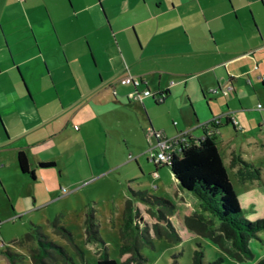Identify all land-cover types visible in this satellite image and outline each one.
<instances>
[{"label": "crops", "instance_id": "crops-1", "mask_svg": "<svg viewBox=\"0 0 264 264\" xmlns=\"http://www.w3.org/2000/svg\"><path fill=\"white\" fill-rule=\"evenodd\" d=\"M257 60L264 63V0H0V127L15 144L16 164L23 152L34 179L17 164L20 175L49 194L58 182L41 171L61 167L68 129L88 139L95 122L130 124L123 115L134 106L162 104L194 81L203 96L243 95ZM128 76L141 82L138 92L156 93L129 99Z\"/></svg>", "mask_w": 264, "mask_h": 264}, {"label": "rangeland", "instance_id": "rangeland-1", "mask_svg": "<svg viewBox=\"0 0 264 264\" xmlns=\"http://www.w3.org/2000/svg\"><path fill=\"white\" fill-rule=\"evenodd\" d=\"M256 62L259 70L247 75L250 85L243 95L203 96L194 81L185 91L174 89L162 104L146 99L143 106H134L133 113L123 115L124 121L125 114L130 116V124L106 129L95 122L88 139H81L76 129H68L61 137L62 150L68 155L62 158L61 167L41 171L54 172L58 182V188L49 194L46 185L30 183L29 177L20 175L15 144L0 127V235L5 243L0 264H98L104 256L124 264L136 253L143 259L140 264H193L196 251L202 254L201 264L264 261V231L249 242L252 258L238 257L218 231L217 219L202 211L193 195L178 189L166 164L156 167L151 161L154 142L149 134L151 125L154 132L168 139L185 132L199 138L202 125L219 119L217 148L243 217L253 222L264 218V87L257 79L264 76V63ZM190 73L181 79L189 78ZM150 92L156 90L150 88ZM123 104L127 105L126 100ZM227 113L238 123V130L225 125L223 115ZM233 156L259 168L260 178L241 182L230 164ZM138 191L174 206L169 223L176 235L156 216L158 209L163 213L169 209L141 203L133 194ZM89 213L98 225L99 241L87 240ZM194 215L200 216L197 228L182 223ZM34 226L40 228L44 241L55 247L39 245Z\"/></svg>", "mask_w": 264, "mask_h": 264}, {"label": "trees", "instance_id": "trees-1", "mask_svg": "<svg viewBox=\"0 0 264 264\" xmlns=\"http://www.w3.org/2000/svg\"><path fill=\"white\" fill-rule=\"evenodd\" d=\"M156 103L158 104V102ZM17 164L22 174L28 175L32 180L34 179V173L30 170L27 157L23 152H18ZM230 164L232 167H237L236 174L241 182L260 178L259 168L252 163L243 161L240 156H233ZM38 166L41 169H50L55 165L53 163H39ZM167 166L177 182L178 189L193 195L199 201L202 211L208 212L217 219L220 224L218 231L230 243L232 249L235 250L234 253L238 257L250 260L252 252L249 248V242L256 238L258 232L264 231V218L253 222L243 217L237 195L218 151L216 139L206 137L204 140H197L187 146L170 150ZM133 194L147 206L152 207L157 204L167 207L169 213H163L158 209L156 216L160 222L171 229L172 235H176L174 228L169 223V217L174 211L172 204L162 198L147 196L143 192L138 191ZM137 215L139 216V212ZM199 221L200 216L194 215L191 218H184L182 223L193 229L197 228ZM54 226L55 229L58 228L56 225ZM60 230L71 238L65 229L60 228ZM33 232L37 236L39 245L55 247L50 242L44 241L45 237L40 233L38 226H34ZM85 233L87 240L99 241L98 225L92 213L86 216ZM122 252H124V248H122ZM201 258V252L196 251L193 264H201ZM142 261V257L136 253L124 264L131 262L140 264ZM98 264H117V262L104 256L98 261ZM257 264H264V261Z\"/></svg>", "mask_w": 264, "mask_h": 264}, {"label": "built area", "instance_id": "built-area-1", "mask_svg": "<svg viewBox=\"0 0 264 264\" xmlns=\"http://www.w3.org/2000/svg\"><path fill=\"white\" fill-rule=\"evenodd\" d=\"M16 2H22L23 0H15ZM262 82H264V77L261 78ZM124 83L126 84H132L134 86V91L129 94V99L134 101H141L143 98L146 97H152L153 94H151L149 91L145 90L143 92H138L137 88L141 85V82L139 80H136L132 78L131 76H128ZM231 91V88H227L225 91H221L223 96H226L227 93ZM213 93H216V90L213 91ZM260 108V106H259ZM233 126H237V122L234 120H231ZM220 125L219 119H212L209 122L202 125L200 128L203 129V134L199 138L193 137L189 132L180 133L176 136H173L171 138H167L161 133H156L154 131H150V138L153 140V152L151 153V161L155 164V166H161L164 164H168L169 161V154L170 150L178 149L183 146H187L189 143H194L197 140H204L206 137L208 138H215L218 134V126ZM262 126H264V122L262 123ZM156 175V174H155ZM5 243L0 235V249L4 248Z\"/></svg>", "mask_w": 264, "mask_h": 264}, {"label": "water", "instance_id": "water-1", "mask_svg": "<svg viewBox=\"0 0 264 264\" xmlns=\"http://www.w3.org/2000/svg\"><path fill=\"white\" fill-rule=\"evenodd\" d=\"M263 83H264V82H263ZM151 131H153L152 128H151ZM173 178H174V177H173Z\"/></svg>", "mask_w": 264, "mask_h": 264}]
</instances>
